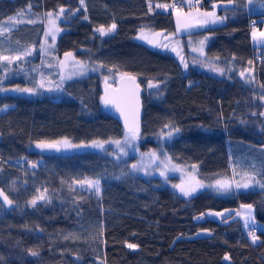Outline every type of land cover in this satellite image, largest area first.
Wrapping results in <instances>:
<instances>
[{
  "label": "trees",
  "instance_id": "16d2710c",
  "mask_svg": "<svg viewBox=\"0 0 264 264\" xmlns=\"http://www.w3.org/2000/svg\"><path fill=\"white\" fill-rule=\"evenodd\" d=\"M213 1L201 0V5L210 7ZM159 2L0 0V21L29 4L35 17L63 7L62 34L74 40L71 50L100 70L65 81L56 94L0 91V108L10 106L0 110V189L14 201L5 207L0 200V264H264V229H258L254 244L239 217H231L233 211L222 217H230L226 221L195 218L207 209L247 202L264 222V191L259 188L227 195L202 189L184 197L160 185L158 177L132 171V156L117 159L97 150L62 154L29 147L34 141L62 137L81 142L121 136L124 129L101 99L102 74L114 82L126 73L142 86L140 148L157 146L164 125L173 122L181 131L164 141V149L176 163H197L202 180L234 178L250 165L257 171L264 166V44H253L250 25L254 19L255 27L263 26L264 9L257 0H239L219 10L228 16L223 23L177 35L170 12L155 7ZM31 20L37 22L18 23L12 32L25 36L0 44L4 53L38 46L45 20ZM113 22L117 28L109 35L96 31ZM140 27L165 31L161 42L174 49L134 39ZM196 34H209L203 57L192 51L190 40ZM35 58L15 62L7 75L0 73V86L34 84ZM249 68L254 84L238 77ZM235 150L242 152L239 166L232 159ZM39 157L42 161L33 167ZM85 177L101 180L99 197L74 183ZM45 189L50 202L28 204ZM201 228L211 233L192 236ZM126 242L139 247L129 249ZM29 249L39 256H31Z\"/></svg>",
  "mask_w": 264,
  "mask_h": 264
},
{
  "label": "rangeland",
  "instance_id": "374dc122",
  "mask_svg": "<svg viewBox=\"0 0 264 264\" xmlns=\"http://www.w3.org/2000/svg\"><path fill=\"white\" fill-rule=\"evenodd\" d=\"M174 1H176V0H170V1L161 0V2H159L158 4H170V3H173ZM193 1H196V0H184V4L186 5V7L177 8V9H182L184 13H188L189 11H191L193 14H195L197 11H200V12L208 11V12H210L213 10V5H217L218 7H216V9H215L217 15L224 16L225 14L220 13L219 10L221 8H225V7L230 6L227 3V0H216V1H213L211 3L210 7H204L201 5V0H199V8H197L196 6L192 5ZM261 7H262V9H264V6H261ZM157 9L162 10L164 12H170L171 22L173 24V33L177 34V35L182 34V33L196 31V30L203 29V28H206L209 26H215V25L221 24V23L208 24L205 26L192 27V28H182L181 27L178 29L177 22H176L177 9H175V10H170V8H168V9L157 8ZM47 12H53V18H55L56 13H58L55 10H50ZM47 12L39 13L36 17L31 16L29 14V12H26L25 15L22 18H20V19H23L24 21H27L30 19H37L38 17L44 18L45 26H44L43 33H42L41 37L39 38L38 46L26 45L24 47L19 48L18 50H16L12 54V55H15L17 51H23L26 48H33L34 49L30 55L23 57L21 60V61H24L27 57H29V58L32 56L36 57L35 62L37 63V67L32 68L35 71L34 74H36V79H35L34 84L32 83L29 85L26 84V85H16V86L1 85L0 91H10V92H14V93L22 94V95L56 94L60 91V87L65 81L72 79V78L84 76L90 72H94V71L100 72V70L97 66L90 64V63H87L84 60H81L71 50V48L75 45V42H74V40L70 39L68 36L62 34V31H64L62 24L60 23V21L63 19L62 16L60 17V19L56 20V26L60 29V31L55 33L54 38L50 34L47 37V40H45L44 33L48 29V23H47V18L44 14ZM16 14L17 13H15L14 15H11V16H16ZM6 20H3V21H6ZM191 22L194 23L195 21L192 20ZM253 28H255L258 32L264 31V24L261 28L260 27H253ZM142 29L144 32V36L147 37V39L141 38V30ZM252 29H251V32H252ZM164 32L165 31H162V34H164ZM156 33H158L157 30L150 29L148 27H140L138 29L137 33L135 34L134 39L141 41V42H143V43H145L151 47L160 46L161 43L163 45H165L163 42H161V38H162L161 36L162 35L156 36L155 35ZM208 35L209 34H196V35L192 36L190 43H192V51H193L194 55H196L198 57H203L205 55V47L207 44V40L204 41V44L202 46V51H200L198 49L201 48L200 41L204 40V38L208 37ZM20 36H25V35H24V33L23 34L22 33H17V34L12 33L10 38L0 37V44L2 42L9 41L10 39L19 40V39H21ZM251 39H252V36H251ZM149 41H156L157 43H149ZM252 42L255 46L264 44V43H261L259 40L253 41V39H252ZM41 45H44V47L42 48ZM166 46H167L166 48H168V49H170L171 47H172L171 49H174L173 48L174 45L167 44ZM162 48H164V47H162ZM65 53H72V56L65 62L64 66H61V62L65 61ZM4 54L7 55L6 53H4ZM8 55H10V54H8ZM77 61L82 62L84 65H86V68L83 70L82 73L80 72L78 66L76 65ZM14 63L15 62L8 64L6 69L4 67V63H0L1 75H7L11 71L10 68H11L12 64H14ZM22 65H23V63H22ZM228 67H230V65ZM245 70L246 69H242L241 71H245ZM240 72H239L238 77H240V79H242L244 81V83H247V79L249 77V74L246 72L245 77H241ZM42 79L44 81V86L41 88V87H39V84H40V81ZM102 79L105 82L112 80V78L110 77L109 74H102ZM248 84H254V81H252L251 83H248ZM57 86H59V87H57ZM17 87L34 88V89H36V91L34 93L14 91V89H16ZM261 101L264 102V100H261ZM5 105H7V104H5ZM5 105H3L0 109H5ZM167 131H168V129H165V132H167ZM125 132H126V130H124L122 135L117 137V138H110V139H106V140L96 139V140L81 141V142H74L67 137H62L58 140H62L64 138H67V140L73 144H81V143L90 144L92 141H101V142L108 141L109 143L105 144L104 150L96 149V148H92V147H87V148H74V149L60 150V151L56 150V151L58 153L65 154V153H70V152H74V151L97 150V151L103 152L105 154H108L110 156H113L117 159L132 156L130 158V168L132 171H134L135 173L143 174L145 176H156V177H158L160 185L169 186L180 196H183V195L180 193L179 189L174 187V186L175 185H181L182 183L185 186H187L188 181L192 177H195L196 180L203 182L205 185L213 184L215 182V180H217V179L242 181V176H241L242 172H238L234 178L218 177V178L212 179V180H202V179L198 178V176H197V169H198L197 163L181 164V163H176L170 159V157L166 153L164 146H163V143L166 140V138H164L162 135H160V137H159V142H158L157 146L147 148V149H142V148H140L137 139L130 143L126 139ZM117 140L120 141V145L112 143L113 141H117ZM38 142L39 141L32 142L29 146L30 149L34 150V151H39V152L46 151L45 149H39L36 147V143H38ZM121 146L124 147V150H125V152H127V155H124V153L120 152ZM153 151L156 153V156L155 157H149V155H147V154L150 152H153ZM241 155H242V152L239 150H235L234 153H232V159H234V162L237 163V166H239V163L241 161V158H242ZM20 161H22V160L20 159ZM41 161H42V157H39L37 159V161L33 162V163L37 165V163H39ZM134 164L140 166V168L137 170L132 169L131 166ZM165 165H166V167H165ZM193 165H196L195 171L192 168ZM237 169H239V167H237ZM170 175H175L176 177L171 178ZM86 178H90V177H85L84 179H86ZM84 179H82V180H84ZM91 179H98V178H91ZM76 185L81 187L79 184H76ZM100 187L102 189V184H100ZM203 189L217 193L214 188H207L206 187ZM200 190H202V189H199L198 191H200ZM233 190H235V189H233ZM93 192H95V191H93ZM231 192H229V193H231ZM229 193H217V194L227 195ZM184 197H188V196H184ZM0 200L2 201V203L5 207H9V205H6L4 203L2 196H0ZM247 204H252V203L240 202L236 206V208L226 207V208H222V209H207L203 213L205 215L202 218L208 216V217H213V218H216L219 220L226 221L230 217L222 218V217H218V216H215L212 214L223 213L224 214L223 217H224L233 211L234 214L231 217H233V216L239 217L241 224H242V227L244 229H246L247 227H245V219L242 215H238V213L244 212L245 209L242 206L247 205ZM201 214L202 213L197 214L195 216V218L198 219L197 217H201ZM253 215H254V206H253ZM254 218H255L254 223H252L251 226L254 225L258 229H264V222L256 219L255 215H254ZM199 219H201V218H199ZM203 230H207V232H204ZM210 233H211V231L209 229L201 228V229H198L196 232H194V234L192 236L209 235ZM226 255H224V260H226L225 259ZM226 261H229V259H227Z\"/></svg>",
  "mask_w": 264,
  "mask_h": 264
},
{
  "label": "snow or ice",
  "instance_id": "6c2138e0",
  "mask_svg": "<svg viewBox=\"0 0 264 264\" xmlns=\"http://www.w3.org/2000/svg\"><path fill=\"white\" fill-rule=\"evenodd\" d=\"M81 5H84L85 0H79ZM183 3L184 0H181ZM239 2V0H227V3L229 5H236ZM249 4L253 3V0H247ZM257 2L261 5L264 6V0H257ZM191 6V5H190ZM156 8H161V9H168V8H173L176 9V4H156ZM196 7L199 8V0H196ZM216 7L217 5H213V10L208 12H200L197 11L195 14H193L191 11L188 13H184L182 9H177V17H176V22H177V27L179 28H192V27H200V26H205L208 24H217V23H223L225 20L228 19L227 15L224 16H219L216 13ZM149 11L152 10L153 5L149 3L148 5ZM32 5L29 4L28 7L24 10H21L17 12L16 16H9L6 21H0V37H7L10 38L13 30L17 29L18 23H36L37 21L35 20H27L24 21L22 18L26 12H31ZM65 12V9L61 7L56 13L55 18H53V12H47L44 15L47 18V23H48V29L45 31V40H47V37L51 34L54 38L55 33L59 32L60 29L56 26V20L60 19L61 16H63ZM87 19V17H85ZM194 20L195 22H191ZM117 28L116 23H112L109 26L105 27L104 25H100L97 27L96 31L100 33L101 36H107L110 33L114 32ZM156 36L162 35V33H156ZM251 36L253 41L259 40L261 43H264V31H257L255 28L252 29ZM141 38L147 39V37L144 36L143 29L141 30ZM208 37H205L204 40L200 41L201 48L198 49L202 51V46L204 44V41L207 40ZM149 43H157L156 41H149ZM43 48L44 45H41ZM161 47H167L166 45H161ZM33 48H26L23 51H17L15 55H5L4 50L0 48V63H4L5 69L7 68L8 64L13 63V62H18L21 61L23 57H26L31 54L33 51ZM72 56V53H65V61L61 62V66H64L65 62ZM249 65H251L253 62L248 61ZM76 65L78 66L80 72L82 73L83 70L86 68V65H84L82 62L77 61ZM184 67L187 68V64H184ZM218 72H223V69L216 68L215 69ZM246 72L249 74V77L247 79V83H251L255 77L254 75H251L253 72L252 68L246 69L245 71L240 72L241 77H245ZM129 79L134 83L135 82V77H129ZM44 86V81L43 79L40 81L39 87ZM150 87H153L154 85H149ZM59 87V86H57ZM261 87H264L262 85ZM14 91L17 92H26V93H34L36 89L34 88H20L17 87L14 89ZM261 100H264V96L260 97ZM105 104H112L115 103L114 100L109 99L107 96L104 99ZM8 105H5V109H7ZM4 110V109H0ZM260 115L264 116V112H261ZM125 127H126V132L125 136L126 139L131 143L138 139L139 137V120H138V106L133 107L132 109V119L129 121L128 116L126 115L125 117ZM164 128L168 129L167 132H164L163 129L161 130V135L166 138L170 139L174 135L178 134L181 129L173 122H169L164 125ZM109 143L108 141H92L90 144H73L70 141L67 140V138H64L62 140H57V141H39L36 143V147L39 149H51V150H68V149H74V148H87V147H92L96 149H105V144ZM112 143H115L117 145H120V141H113ZM120 152L124 153V155H127V152H125L124 147H120ZM147 155L149 157H155L156 153L150 152ZM33 167H36V164H33ZM132 169L137 170L140 168V166L134 164L131 166ZM166 167V165H165ZM193 170L195 171L196 165L192 166ZM242 176V181H235V180H227V179H217L213 184L210 185H205L203 182L196 180L195 177H192L188 183L187 186H185L183 183L181 185H175L174 187L178 188L180 193L183 196H192L194 193H196L199 189L203 188H214L217 193H229L233 189L237 190L239 192L240 190L244 191H251L253 189L259 188L260 190L264 191V166H261V169L257 171L255 165H250V170L249 171H244L241 173ZM75 184H79L82 189H86L88 191H95L96 195L99 197L101 194V181L99 179H91V178H86L84 180H77L74 181ZM47 189L44 190V192L39 193L36 195L33 199L28 201V204H30L32 207H36L38 201H45V202H50L49 197L46 196ZM0 196L3 197V201L6 205L11 206L14 201L10 200L9 197L4 194L3 190L0 189ZM245 211L242 213H238V215H242L245 219V227H251V224L254 223V215H253V205L252 204H247L242 206ZM205 214H201L202 218ZM212 215L218 216V217H223V213H214ZM204 232H207V230H203ZM100 235H103V226H101L100 230ZM248 235L251 238L252 243H256L259 240V237L256 234V230L252 229L251 231L248 232ZM69 237H65V239H68ZM102 243L104 241H101ZM126 247L129 249H136L139 246L136 244H130L126 242ZM29 254L33 257H38L39 252L29 249L28 250ZM225 259H229V257L226 255Z\"/></svg>",
  "mask_w": 264,
  "mask_h": 264
},
{
  "label": "water",
  "instance_id": "95a60500",
  "mask_svg": "<svg viewBox=\"0 0 264 264\" xmlns=\"http://www.w3.org/2000/svg\"><path fill=\"white\" fill-rule=\"evenodd\" d=\"M129 77H135L131 74H119L114 82L108 81L103 84L101 99L106 111L121 124L122 128L125 127V117L132 119V109L138 106V120H139V134L141 132V122L143 116V101H142V86L135 78L133 83ZM112 99L115 103L105 104V97ZM49 150V149H45Z\"/></svg>",
  "mask_w": 264,
  "mask_h": 264
},
{
  "label": "built area",
  "instance_id": "2783aa9c",
  "mask_svg": "<svg viewBox=\"0 0 264 264\" xmlns=\"http://www.w3.org/2000/svg\"><path fill=\"white\" fill-rule=\"evenodd\" d=\"M175 4H176V8H182V7L185 6L184 3H182L181 1H177V2H175ZM193 5H196V1L193 2ZM171 9L174 10L173 8H171ZM250 25L255 27V26L258 25V22L255 21L254 19H251V20H250ZM259 25H260V24H259ZM252 229H255V230H256V233H257V231H258L257 227H255V226H251V227H248V228L244 231L245 234H248V232L251 231Z\"/></svg>",
  "mask_w": 264,
  "mask_h": 264
},
{
  "label": "crops",
  "instance_id": "0c3cea01",
  "mask_svg": "<svg viewBox=\"0 0 264 264\" xmlns=\"http://www.w3.org/2000/svg\"><path fill=\"white\" fill-rule=\"evenodd\" d=\"M157 32H158V33H162V31H160V30H157ZM208 38H209V37H208ZM207 41H208V39H207ZM153 47H155V46H153Z\"/></svg>",
  "mask_w": 264,
  "mask_h": 264
},
{
  "label": "bare ground",
  "instance_id": "6f19581e",
  "mask_svg": "<svg viewBox=\"0 0 264 264\" xmlns=\"http://www.w3.org/2000/svg\"><path fill=\"white\" fill-rule=\"evenodd\" d=\"M246 236H248V235H246ZM249 237V236H248Z\"/></svg>",
  "mask_w": 264,
  "mask_h": 264
}]
</instances>
